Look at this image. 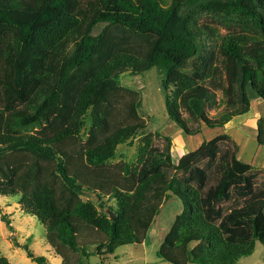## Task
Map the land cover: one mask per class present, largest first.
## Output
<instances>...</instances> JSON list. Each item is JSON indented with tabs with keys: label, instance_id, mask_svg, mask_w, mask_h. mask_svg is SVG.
<instances>
[{
	"label": "trees",
	"instance_id": "obj_1",
	"mask_svg": "<svg viewBox=\"0 0 264 264\" xmlns=\"http://www.w3.org/2000/svg\"><path fill=\"white\" fill-rule=\"evenodd\" d=\"M263 6L264 0H0V196L17 197L45 226L62 264L143 243L171 197L181 200L182 210L157 252L163 261L240 264L257 243L264 245V185L255 182L260 168L238 158L239 145L227 133L175 160L171 137L145 134L139 95L120 83L124 73L156 67L169 119L186 135L225 127L250 111L248 88L264 100ZM206 7L254 19L259 32L225 36L189 76L184 69L200 55L203 34L185 12ZM217 92L226 110L211 118L207 110ZM140 134L138 163L111 164L118 147L132 146ZM155 136L167 141L162 149L153 146ZM257 142L264 145V116L257 120ZM52 175L66 183L63 198ZM84 193L95 194L101 208L105 196L113 199L116 218L78 198ZM1 218L11 225L9 215ZM29 242L21 246L27 256L48 264ZM0 264H10L1 251Z\"/></svg>",
	"mask_w": 264,
	"mask_h": 264
},
{
	"label": "rangeland",
	"instance_id": "obj_2",
	"mask_svg": "<svg viewBox=\"0 0 264 264\" xmlns=\"http://www.w3.org/2000/svg\"><path fill=\"white\" fill-rule=\"evenodd\" d=\"M260 11L262 13L260 20L264 22V6L260 8ZM185 13L190 15L195 27L203 34L200 38L202 43L200 55L189 61L185 66L184 71L189 76H193L195 72L199 71L198 65L202 58L207 55L211 47L221 43L225 36L238 33L253 36L256 30L259 32V23L256 20H249L243 15L221 8H193ZM103 27L104 25H99L95 33L100 32ZM120 83L127 88L135 90L139 95L141 100L139 113L147 123L145 134L159 132L164 136L171 137V153L173 155L174 148L175 156L173 155V158L175 160L180 155L196 150L204 140L212 139L221 133H227L239 145L238 158L260 168L255 171L256 187L264 185V170H261L264 168V145H259L256 140L257 120L264 116V105L260 106L256 100L251 101L250 111L243 116L234 117L229 128L206 127L200 134L188 136L174 121L169 119L166 110V96L162 87V76L156 67L142 74L124 73L120 77ZM248 90L251 97L255 95L251 88H248ZM172 91L173 87L170 88V92ZM235 93L237 97L240 96L238 89H235ZM237 97H235V100ZM216 98V105L207 110L208 116L211 118L218 117L226 110L225 103L227 101L223 98L222 93L217 92ZM261 100L264 104V100ZM179 110L183 116L187 117L184 109L179 108ZM232 124L236 125L233 129H231ZM248 126H254L255 128L251 129ZM90 127L91 119L88 117L84 135L81 137L82 141L87 139L86 134ZM242 127H246V129ZM145 134H140L134 140L132 146L127 144L120 145L116 158L112 159L110 163L113 165L127 162L137 164L139 143ZM166 142L163 137L155 136L152 144L162 149ZM226 145H231V142L227 141ZM51 182L56 187L59 198H63L68 194L66 183L59 175L54 177L52 175ZM78 198L92 201L102 213L111 214L113 212L109 209V206L114 205L115 201L108 199V196L104 197L107 202L104 208L99 206L100 200L95 194H78ZM223 205L225 209L229 208L233 205V200L227 201ZM0 210V251L3 256L9 259L10 264H37L27 256L25 249L21 247L29 240L30 249L34 254L45 256L48 264H62V258L46 242L45 226L36 217L24 210L17 197L0 196ZM181 210V200L177 197L169 198L162 204L161 211L155 217L148 231L147 239L143 243L120 246L113 254L93 256L89 259L84 258V264H169L163 261L157 252L176 215ZM4 213L10 216L11 227L2 220L1 215ZM103 238L104 236L102 235L98 239L89 240L98 242ZM90 250H96V246L91 247ZM240 264H264V245L257 243L255 252L248 257L242 258Z\"/></svg>",
	"mask_w": 264,
	"mask_h": 264
},
{
	"label": "crops",
	"instance_id": "obj_3",
	"mask_svg": "<svg viewBox=\"0 0 264 264\" xmlns=\"http://www.w3.org/2000/svg\"><path fill=\"white\" fill-rule=\"evenodd\" d=\"M255 100H256V102H257L260 106H263V105H264L263 102H261L262 100H261L260 97L252 96V101H255ZM246 114H247V113H246ZM242 116H243V115H242ZM231 121H232V120H231ZM231 121L225 125L226 128H229V127H230V125H231ZM235 124H236V123H235ZM235 124H232V128H231V129H233V127L236 126ZM225 127H224V128H225ZM242 128L246 129V127H242ZM248 128L254 129L255 127H254V126H248ZM256 130H257V129H256ZM209 140H210V139H209ZM256 140H257V134H256ZM263 150H264V149H263ZM181 156H182V155L178 156L177 159H179Z\"/></svg>",
	"mask_w": 264,
	"mask_h": 264
},
{
	"label": "water",
	"instance_id": "obj_4",
	"mask_svg": "<svg viewBox=\"0 0 264 264\" xmlns=\"http://www.w3.org/2000/svg\"><path fill=\"white\" fill-rule=\"evenodd\" d=\"M111 214H112V218L115 219L116 218L115 214L113 212H111Z\"/></svg>",
	"mask_w": 264,
	"mask_h": 264
},
{
	"label": "bare ground",
	"instance_id": "obj_5",
	"mask_svg": "<svg viewBox=\"0 0 264 264\" xmlns=\"http://www.w3.org/2000/svg\"><path fill=\"white\" fill-rule=\"evenodd\" d=\"M249 146V145H248ZM247 150H248V148H247ZM263 163V162H262ZM262 165V164H261Z\"/></svg>",
	"mask_w": 264,
	"mask_h": 264
}]
</instances>
